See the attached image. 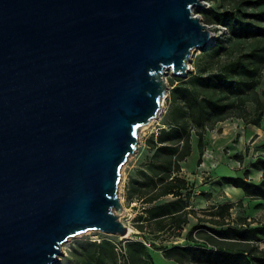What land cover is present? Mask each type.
<instances>
[{
	"label": "water",
	"instance_id": "obj_1",
	"mask_svg": "<svg viewBox=\"0 0 264 264\" xmlns=\"http://www.w3.org/2000/svg\"><path fill=\"white\" fill-rule=\"evenodd\" d=\"M204 0H0V264L125 237L121 169L214 34Z\"/></svg>",
	"mask_w": 264,
	"mask_h": 264
},
{
	"label": "trees",
	"instance_id": "obj_2",
	"mask_svg": "<svg viewBox=\"0 0 264 264\" xmlns=\"http://www.w3.org/2000/svg\"><path fill=\"white\" fill-rule=\"evenodd\" d=\"M213 1L219 4L207 20L222 23L228 30L203 50L188 78L171 80L163 124L148 137L143 168L129 184L130 202L142 204L137 219L142 240L125 245V253L108 237L89 242L76 250V264H159L156 252L174 264H186L190 256L212 264H264V252L255 249L257 240L264 237V224L232 219L233 201L210 206L207 219L215 225L202 224L204 217L193 204L195 183L183 172L194 146L197 163L203 162L206 135L220 122L242 118L260 126L264 115L259 90L264 75V0ZM250 102L257 105L255 113L248 108ZM257 166L263 170L258 183L248 178L247 171L221 176L218 183L239 187L249 198L264 199V157ZM192 216L197 223L187 230L185 243L156 244V237L180 236Z\"/></svg>",
	"mask_w": 264,
	"mask_h": 264
},
{
	"label": "rangeland",
	"instance_id": "obj_3",
	"mask_svg": "<svg viewBox=\"0 0 264 264\" xmlns=\"http://www.w3.org/2000/svg\"><path fill=\"white\" fill-rule=\"evenodd\" d=\"M204 4L201 8L195 7L194 11L203 17L205 23L209 25V28L215 32L214 38L218 34L226 32L227 26L222 23L210 22L207 20V15L212 14L218 7L217 2L213 0H204ZM204 49L195 48L191 54V60L189 62L191 71L196 70L198 61L201 59ZM188 76V75H187ZM184 78H188V77ZM168 81V96L172 89L170 85L172 79H176L178 76L174 75L171 70L166 74ZM261 91V98L264 104V75L259 86ZM164 99L163 105L159 115L153 119L149 124L142 126L138 134V147L136 151L129 156L121 169V181L119 183V196L123 203V210L120 213V218L123 222L127 223L130 227L129 234L125 237L118 235L106 234L100 230H89L81 234H77L69 237L62 245V254L59 256V260L56 264H76L78 260V252L76 250L82 249L89 242L100 241L104 237H108L118 244L117 248H124L129 242L141 241L142 234L137 228L139 220L138 216L142 210V204L137 201L130 202L129 184L133 178L139 177V169L143 168V161L147 154V139L150 134L157 131L159 126L163 124L164 116L169 108L167 98ZM249 110L255 113L257 111V105L254 103L248 104ZM206 151L203 156L202 164H198L196 159H192L188 165L193 174H196L202 168L203 182L207 183L206 190L203 193L198 194L196 191L193 198L194 207L197 209L198 214L204 217L202 224L206 226H214L211 221H208V213L212 210L210 206L218 205L227 200V196L232 198L235 205L232 207V219H238V221L248 222L253 225L264 224V199L263 198H249L244 193H238L237 190L232 189L229 186L220 187L219 185V162L222 161L231 170L239 171L244 174L248 172V178L251 179L257 176L255 173L259 170L257 162L260 158L264 157V115L261 120L260 126L253 123H246L242 118H233L220 122L216 129L209 131L205 138ZM235 154L241 156L235 157ZM257 174V173H256ZM257 179V177H256ZM204 185V184H203ZM202 190V189H201ZM228 194V195H227ZM191 223L181 231L180 236L166 235L163 237H156L155 242L157 245H172L185 243V236L187 230H189L193 224L197 223L196 217H191ZM204 230V229H202ZM151 233V232H149ZM146 230V235L149 238H154L152 234H149ZM152 241V240H151ZM256 252H264V237L257 240L255 243ZM161 253V252H160ZM160 253H155L156 260H159ZM121 255V262H122ZM135 264V263H132ZM186 264H212L205 260H200L197 256H190L186 261Z\"/></svg>",
	"mask_w": 264,
	"mask_h": 264
},
{
	"label": "crops",
	"instance_id": "obj_4",
	"mask_svg": "<svg viewBox=\"0 0 264 264\" xmlns=\"http://www.w3.org/2000/svg\"><path fill=\"white\" fill-rule=\"evenodd\" d=\"M198 156H199V153H198V150H197V147L194 146V150L191 154V156H189V158L183 163V172L185 174V176L187 177V179H189L192 183H195V186L200 187L199 190H198V194H200L201 192L205 191L206 190V186H208L207 183H204L203 182V177H202V168L196 173V174H193L192 171H189L191 170L188 163L192 160V159H196V161L198 160ZM202 164V163H201ZM225 163H223L222 161L219 162V168H218V173H219V177L221 176H224V175H238L241 173L239 171H235V170H231L229 169V167H227L226 165H224ZM257 173V174H256ZM255 173V175H257V179L256 177L253 175H251V179L253 182H260L263 178V170H261L259 168V170H257V172ZM204 184V185H203ZM206 185V186H205ZM224 186H229L231 187L232 189L234 190H237L238 193H244V191L239 188V187H236L234 185H231V184H224V185H220V187H224ZM202 189V190H201ZM195 191H196V188H195ZM228 195V194H227ZM245 195V194H244ZM226 201H233L232 198H230V196H227V200ZM141 213V212H140ZM159 257H161L159 260H157V262L159 264H174L173 261H169V260H166L163 258L162 254L160 253Z\"/></svg>",
	"mask_w": 264,
	"mask_h": 264
},
{
	"label": "built area",
	"instance_id": "obj_5",
	"mask_svg": "<svg viewBox=\"0 0 264 264\" xmlns=\"http://www.w3.org/2000/svg\"><path fill=\"white\" fill-rule=\"evenodd\" d=\"M205 2V1H204ZM121 252L125 253V245H124V248L120 249Z\"/></svg>",
	"mask_w": 264,
	"mask_h": 264
},
{
	"label": "bare ground",
	"instance_id": "obj_6",
	"mask_svg": "<svg viewBox=\"0 0 264 264\" xmlns=\"http://www.w3.org/2000/svg\"><path fill=\"white\" fill-rule=\"evenodd\" d=\"M164 101V100H163ZM129 231H130V227H129Z\"/></svg>",
	"mask_w": 264,
	"mask_h": 264
}]
</instances>
